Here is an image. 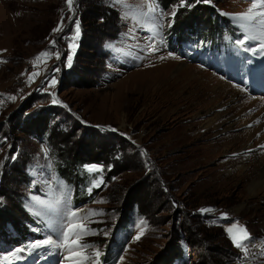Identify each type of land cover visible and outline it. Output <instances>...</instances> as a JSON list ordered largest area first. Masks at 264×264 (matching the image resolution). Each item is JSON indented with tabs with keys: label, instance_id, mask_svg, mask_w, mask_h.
Wrapping results in <instances>:
<instances>
[{
	"label": "rangeland",
	"instance_id": "obj_1",
	"mask_svg": "<svg viewBox=\"0 0 264 264\" xmlns=\"http://www.w3.org/2000/svg\"><path fill=\"white\" fill-rule=\"evenodd\" d=\"M252 2L210 0L243 36L248 56L234 75L191 62L169 45L165 36L175 7L109 0L119 33L103 42L108 59L100 77L77 87L64 81L72 66L88 78L101 67L89 56L94 48L78 56L83 24L76 0L71 11L66 0H0V210L19 194L28 216L43 225L26 245L0 252V264H72L64 244L70 227L72 248L88 257L83 264H106L108 243L121 236L116 225L123 208L136 201L145 214L129 224L115 264H156L176 246L182 249L179 264H264V143L255 127L264 125V50L260 39H247L264 34V16L254 15L250 26L240 19ZM43 52L50 55L34 63ZM38 108L56 111L52 120L75 125L78 134L94 128L107 138L92 133L85 139L94 142L91 147L126 143L116 176L106 179L103 166H86L96 178L93 197L81 208L54 188L49 149L21 127L20 118ZM14 160L23 166L20 183L9 177ZM91 166L97 170L89 171ZM237 221L251 237L244 242L247 251L226 231ZM7 222L0 216V225L15 236ZM76 225L87 230L79 238Z\"/></svg>",
	"mask_w": 264,
	"mask_h": 264
},
{
	"label": "trees",
	"instance_id": "obj_2",
	"mask_svg": "<svg viewBox=\"0 0 264 264\" xmlns=\"http://www.w3.org/2000/svg\"><path fill=\"white\" fill-rule=\"evenodd\" d=\"M156 2L162 8L175 7V14L171 17L172 23L165 37L170 46H177L180 56L194 63L212 66L213 69L223 71L225 74H239L236 69L243 67L248 56L245 43H242V33L234 23L219 13L215 5L204 0H156ZM75 8L83 24L78 56L82 54L84 48H94L95 51H91L89 56L98 58L95 62L99 60L101 69H90L91 76L88 78L78 73L74 65L64 81L77 87H85L100 77L104 62L108 59L103 42L106 39L117 38L119 16L117 9L110 5L109 0H76ZM89 36H93V39H89ZM33 101L34 98L28 100V106ZM55 113L56 111H49L47 108H38L20 118L19 122L22 128L29 130L27 134L34 136L49 149L52 159L50 179L54 188L60 189L62 198L66 199L71 207L81 208L93 197V190L89 189L96 178V173H89L86 166L92 164L103 166L106 179L116 176L118 170L124 166L126 158L123 151L126 143L102 141L100 146L91 147L89 144L94 142L87 143L85 139L88 137L93 139L92 133L103 140L107 138L100 136V132L94 128H88L87 131L81 129L79 131L81 133L78 134L79 129H76L75 125L65 123L63 126L59 120L53 121L51 116ZM76 136L79 138L76 139ZM94 148H97V151L93 154ZM11 168L9 177L13 176V181L17 183H20L21 179L24 181L23 166L17 167V161L14 160ZM7 189L13 194L16 192V189ZM141 214L145 212L139 201L130 202L127 208H123V217L116 225V231L121 236L119 238L113 236L108 243L103 258L106 264L109 262L115 264L129 236V224ZM2 215L16 234L14 236L9 231L6 232L4 226H1L3 223L0 225V252L11 246L26 245L31 237L39 236V230L43 232V225L34 223L26 213L19 194L15 193L8 209L3 212L0 210V216ZM30 225L35 226L38 233H32ZM177 240L180 242L179 238ZM179 248L176 246L171 249V252L158 259L156 264H179L182 259V249Z\"/></svg>",
	"mask_w": 264,
	"mask_h": 264
},
{
	"label": "snow or ice",
	"instance_id": "obj_3",
	"mask_svg": "<svg viewBox=\"0 0 264 264\" xmlns=\"http://www.w3.org/2000/svg\"><path fill=\"white\" fill-rule=\"evenodd\" d=\"M204 2H210V0H204ZM66 3L68 5L69 10L71 11L73 9V3L74 0H66ZM258 7H264V0H259V2H257V0H253L252 2V7L248 10L249 15L246 16H242L240 17V19H252L254 15H258V16H264V11L262 12H255L254 10L257 9ZM175 13H173L174 15ZM61 28L58 27L55 31H60ZM79 32H80V25L79 22L76 23V36L73 37V39H77L79 37ZM247 39L250 40H256V39H260L261 40V49L260 50H264V34H261V36H249ZM50 55V53L48 52H43L40 53L37 57H36V61H34V63H37L39 61H41L42 58H47ZM57 58H59V55L57 54ZM71 61H72V57L69 56L68 57V63L69 65H71ZM33 75H37L36 73H34ZM55 85V80L52 81V86ZM54 103H57L58 101L54 100ZM89 171H96L97 168L96 166H91L89 169ZM201 211H212V209H202ZM72 216H76L77 213L72 212L71 213ZM77 228L80 229L79 233H76L77 238H79L80 233H84L87 230L84 229L82 226L80 225H76ZM226 231L229 234L230 239L233 241L234 245L237 248H241L244 251H247V247L245 245V241H249L251 239V237L249 236V233L247 231V229L240 225L239 222H234L231 224L230 227L226 228ZM74 232L73 228H69L68 231L64 232V244L68 245L69 247V252H70V256L67 257V259H71L72 260V264H83V261L85 259H88V257L83 256L81 251H75L72 248V244L69 241V236L71 233ZM44 243H52V241L48 240L45 241ZM36 245H33V247H35ZM83 247H88L87 245H84ZM97 257H99L100 253L96 252L95 254ZM73 257H76L75 259H73ZM96 264H99V261L96 262Z\"/></svg>",
	"mask_w": 264,
	"mask_h": 264
},
{
	"label": "bare ground",
	"instance_id": "obj_4",
	"mask_svg": "<svg viewBox=\"0 0 264 264\" xmlns=\"http://www.w3.org/2000/svg\"><path fill=\"white\" fill-rule=\"evenodd\" d=\"M243 21V23H244V25L245 26H250V19H243L242 20ZM163 72V71H162ZM161 79V78H160ZM164 79V78H163ZM167 82V81H166ZM214 122V121H213ZM257 126V127H256ZM255 127L257 128V130H259V129H261L259 132L261 133V132H263V134H261L260 136L262 137V142L264 143V125H261V123H256L255 124Z\"/></svg>",
	"mask_w": 264,
	"mask_h": 264
},
{
	"label": "flooded vegetation",
	"instance_id": "obj_5",
	"mask_svg": "<svg viewBox=\"0 0 264 264\" xmlns=\"http://www.w3.org/2000/svg\"><path fill=\"white\" fill-rule=\"evenodd\" d=\"M206 168V169H205ZM205 168H201L200 170H199V172H206V170L208 169V167H205ZM179 179L181 180V176L179 177Z\"/></svg>",
	"mask_w": 264,
	"mask_h": 264
},
{
	"label": "built area",
	"instance_id": "obj_6",
	"mask_svg": "<svg viewBox=\"0 0 264 264\" xmlns=\"http://www.w3.org/2000/svg\"><path fill=\"white\" fill-rule=\"evenodd\" d=\"M17 83H20L19 81H17Z\"/></svg>",
	"mask_w": 264,
	"mask_h": 264
}]
</instances>
